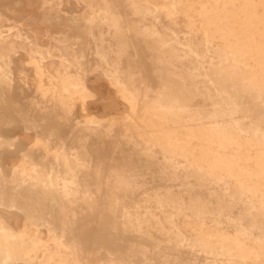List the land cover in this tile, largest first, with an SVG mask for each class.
<instances>
[{"label": "bare ground", "instance_id": "6f19581e", "mask_svg": "<svg viewBox=\"0 0 264 264\" xmlns=\"http://www.w3.org/2000/svg\"><path fill=\"white\" fill-rule=\"evenodd\" d=\"M99 71L126 116H77ZM104 207L109 264H264V0H0V264H92Z\"/></svg>", "mask_w": 264, "mask_h": 264}, {"label": "rangeland", "instance_id": "374dc122", "mask_svg": "<svg viewBox=\"0 0 264 264\" xmlns=\"http://www.w3.org/2000/svg\"><path fill=\"white\" fill-rule=\"evenodd\" d=\"M75 7H77V9L80 11L83 9V6H77L75 5ZM178 29L182 30V31H187L186 29V22L184 20V17L180 19V22L178 24ZM181 36H185V34H181ZM98 75H92V79L90 82V86L91 88L94 90V92L96 93V96L94 98H90L88 99V101L86 102V112L83 111V106L81 104H78L77 106V116L80 115V117H84L85 114L86 115H96L100 118H110V117H124L127 115V113H130V108L129 105L127 103H125V101L123 100V98L118 94L117 89L111 85L110 81L104 76L103 72L99 71ZM151 77V74H149ZM95 100V101H94ZM81 105V106H80ZM92 111V112H91ZM82 112V113H81ZM84 112V113H83ZM98 113V114H97ZM141 116V115H140ZM123 122V121H122ZM130 129L132 130V134L133 136L139 140L143 139L138 131L136 130L135 126L129 125ZM122 128V127H121ZM16 135L20 136L23 140L24 143H26L27 145H29L34 139H35V135L33 133H27L24 130H17L14 132ZM146 137H144L145 139ZM146 142H141V147H137L135 148L133 145H130L128 147H125V150L127 152H138L140 154L144 153V149L147 147L146 146ZM20 161V157L19 156H13L8 158V162L10 165H12L13 163H17ZM45 168L42 169L41 174L45 175L47 173V170L44 171ZM158 186H162L161 183H150L149 185H147V187H158ZM152 190H148V192H144L143 189H138L136 190L134 193H125V192H119L118 196H119V200L121 205L124 203L125 206H134V210L144 206L145 204V199L147 197L148 194L152 193ZM44 199L47 200V202H49L48 198L49 196H44ZM105 200H103L102 202H104ZM48 206L45 207V212L49 211L48 210ZM106 207L103 208L104 210V219H105V224H104V230L102 231L101 236L98 237V241L99 244L103 246V248H101V250H92L91 249V244L93 243V239L94 237H92L93 234H95V232H90L88 231V228L86 226V219L90 218L89 214H84V215H80V219L74 223L75 227V233L77 234H83L85 236H87L88 234L91 235L92 238L89 239V242L87 241V237L83 238L84 240V245L82 247L83 251H80L79 249V256H83L86 257L88 259H91V263L92 264H109L110 263V259L109 256L107 254V250L108 249H116L119 250V252H124L127 249L128 246V242H132L135 239L132 238L133 236H130L129 234L127 235H123V233L121 232V226H119V230L117 231L116 234H118L117 236H114L116 239L113 243H111V241L109 240L110 237H112L110 235L111 233V225L114 222V217L113 215L105 209ZM47 209V210H46ZM142 212L145 210L143 208L140 209ZM154 211H156L159 214V210L157 209H153ZM139 214H142L141 212ZM181 214V213H180ZM119 216L122 215V208H120L119 211ZM181 216V215H180ZM15 218V222L18 224H22V220L19 221L20 219H22V217H14ZM19 219V220H17ZM35 224L37 225H41L39 228L41 230L40 234L42 237H44V241L46 244H44V246L42 248L39 249V254L40 255H45V252L51 251L52 249L55 248V245L52 243V241L50 240V236H49V230L46 227L42 226V223L40 220H34ZM34 224V225H35ZM83 224L85 226H83ZM33 225V224H32ZM61 226V222H58V226ZM82 226L84 228V231H82ZM35 227V226H34ZM64 240L66 242H70L72 241V238L70 236H67L66 238H64ZM142 241H144L145 243L149 244L151 246V242L148 241V239H142ZM199 258L201 260L206 259L205 256L203 254H199L198 255ZM72 264V262L70 263Z\"/></svg>", "mask_w": 264, "mask_h": 264}]
</instances>
